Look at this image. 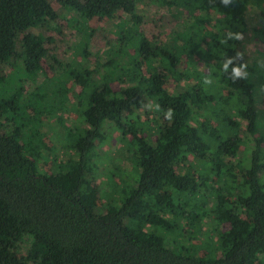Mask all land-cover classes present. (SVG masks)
Here are the masks:
<instances>
[{
    "label": "trees",
    "instance_id": "trees-1",
    "mask_svg": "<svg viewBox=\"0 0 264 264\" xmlns=\"http://www.w3.org/2000/svg\"><path fill=\"white\" fill-rule=\"evenodd\" d=\"M52 1L0 0V264H264V62H242L240 52L248 10L264 18V0H155L197 12L158 46L141 30L136 0H64L81 61H57L61 70L22 94L48 56L37 30L56 20ZM103 19L114 39L90 66L89 26ZM253 37L264 45V26ZM171 78L185 87L169 91ZM65 80L79 88L72 107L87 128H65L78 157L65 154L47 177L38 127L66 100ZM148 103L154 133L137 115ZM105 123L129 168L104 167L111 190L99 212L89 176ZM126 126L136 128L130 138Z\"/></svg>",
    "mask_w": 264,
    "mask_h": 264
},
{
    "label": "rangeland",
    "instance_id": "rangeland-1",
    "mask_svg": "<svg viewBox=\"0 0 264 264\" xmlns=\"http://www.w3.org/2000/svg\"><path fill=\"white\" fill-rule=\"evenodd\" d=\"M138 11L142 17L141 30L145 37L152 41V46L161 45L176 27L177 23L181 21L182 16H193L197 12L188 7L181 8H169L166 6H160L155 4V0H136ZM64 0L52 1L51 5L53 10L57 14L56 20L49 25V27L39 28L37 33L40 34L45 41V47L48 51L47 58L43 61L41 69L37 76L30 80H24L19 91L22 94H28L35 90L37 87H41V84L46 79H50L54 75V71L61 68L57 65V61L65 66L66 63L80 62L81 58L74 51L73 45L76 43L77 38L75 37L74 30L69 26V19L71 17L70 11L65 8ZM122 17V13H117V20ZM248 32L245 38L242 40L240 46V52L242 54V62L258 63L264 62V45L257 41L254 37V31L264 26V18L260 13V10L256 7H250L246 16ZM89 32L91 38L88 45V51L90 56L87 61L90 66H93L96 61L105 60L108 56L107 43L112 42L113 36V23L110 20L103 19L102 21H95L90 26ZM53 56V58H52ZM197 60L196 57H194ZM199 64L200 71L204 69ZM10 69L7 66H2V74H8ZM16 77V75H14ZM63 78H61L62 80ZM47 82V81H46ZM141 89L144 86L139 85ZM124 85L113 84L114 90L122 91ZM185 87V83L181 82L179 78L168 79V90L169 91H180ZM62 88L64 89L66 100L60 105L58 102L54 103V112L56 113L54 118H46L42 115L44 122L48 126L38 127L45 135L43 141L45 147L40 150L45 160L41 162V166L38 168V172L47 176L53 177L58 172L59 166L64 164L66 160L65 154H69L71 158L76 159L78 156L72 150L68 149V143L65 137V128L74 129L78 126L87 128L85 124L81 123L76 113V108L72 107L74 100L72 93L75 91L78 93L79 88L73 83L72 80H65ZM260 104L259 108L264 110V92L259 97ZM52 101V100H51ZM53 104V103H52ZM217 106V103H214ZM31 115L34 113L31 109L28 111ZM137 115L141 117L143 121H149L152 133H154L156 126L152 124L155 119L151 105L148 103L145 108L137 111ZM40 119V118H39ZM210 123V122H209ZM215 125V123H212ZM110 123H105L102 128L103 142L93 152L95 156L92 157V161L97 164L96 172L90 175L92 182L97 191L96 206L99 212H104L105 202L101 192L109 191L110 187L106 184H101L102 181L106 182L107 175L105 174V168H111L110 159L117 166H125L129 168V163L124 161L119 156H116L117 152L121 148L119 143V133L115 131ZM245 129V124L242 127V131ZM136 132V128L133 126H126L125 133L128 138L131 134ZM134 153V152H133ZM128 157V155H127ZM105 167V168H104ZM127 176V174H124ZM217 186H215L216 188ZM199 236L193 238V243L198 242ZM30 239L24 238V242L21 245L20 252L25 254ZM32 264V263H29Z\"/></svg>",
    "mask_w": 264,
    "mask_h": 264
}]
</instances>
